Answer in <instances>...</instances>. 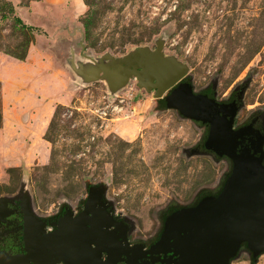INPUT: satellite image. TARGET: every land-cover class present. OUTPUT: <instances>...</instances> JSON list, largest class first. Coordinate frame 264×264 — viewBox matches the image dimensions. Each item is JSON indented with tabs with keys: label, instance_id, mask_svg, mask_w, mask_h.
I'll return each instance as SVG.
<instances>
[{
	"label": "rangeland",
	"instance_id": "rangeland-1",
	"mask_svg": "<svg viewBox=\"0 0 264 264\" xmlns=\"http://www.w3.org/2000/svg\"><path fill=\"white\" fill-rule=\"evenodd\" d=\"M159 41L194 93L239 96L236 126L264 130V0H0V205L25 198L51 228L98 188L148 246L169 211L220 191L232 163L205 149L207 124L165 106L171 89L111 91L81 74ZM230 264L264 252L243 245Z\"/></svg>",
	"mask_w": 264,
	"mask_h": 264
},
{
	"label": "water",
	"instance_id": "water-1",
	"mask_svg": "<svg viewBox=\"0 0 264 264\" xmlns=\"http://www.w3.org/2000/svg\"><path fill=\"white\" fill-rule=\"evenodd\" d=\"M162 48L159 41L154 49L139 47L119 58L106 55L81 74L87 82L104 80L111 91L131 79L156 98L171 89L165 106L208 124L205 149L232 163L220 191L170 212L148 248L129 243V225L108 210L98 188L89 192L80 212L68 211L50 224L53 229L33 215L24 198L23 252L0 254V264H230L243 244L253 257L264 252V134L252 124L233 129L236 104L227 109L194 93L182 82L186 64ZM245 136L249 144L241 145ZM4 213L2 207L1 220Z\"/></svg>",
	"mask_w": 264,
	"mask_h": 264
},
{
	"label": "flooded vegetation",
	"instance_id": "flooded-vegetation-1",
	"mask_svg": "<svg viewBox=\"0 0 264 264\" xmlns=\"http://www.w3.org/2000/svg\"><path fill=\"white\" fill-rule=\"evenodd\" d=\"M182 82H183V80H182ZM239 98H240L239 96H235V97L231 98L228 102H218V103L228 105L227 109L231 108L233 106V104H236V106L239 109V106H240ZM235 118H234L233 129H239L241 127L252 124V127L254 129L259 130V131H261V133L264 134L263 128L260 126V124L255 119L250 120V121H248V122H246L240 126H236ZM207 126L209 128L208 124H207ZM249 137L245 136L241 145L249 144V139H248ZM2 207H4L5 213L2 216L3 220L0 219V254H9L10 255V254L22 253L23 252V245H24V242H23V232H24L23 228L24 227H23V218H22V212L20 211V206L19 205L15 206L12 204H10V205L1 204L0 205V211H1ZM116 219L119 220L118 218H116ZM119 221H121V220H119ZM122 222H124V221H122ZM52 223H54V222H52V221L49 222V225ZM53 228L54 227L51 226V229H53ZM159 235L157 236V238L159 237ZM127 238H128V234H127ZM156 239L154 241H156ZM128 241H129V239H128ZM130 244L133 245L135 243H130ZM151 244H149L148 246H144V247L148 248ZM119 264H124V262H120ZM157 264H159V263H157Z\"/></svg>",
	"mask_w": 264,
	"mask_h": 264
},
{
	"label": "trees",
	"instance_id": "trees-1",
	"mask_svg": "<svg viewBox=\"0 0 264 264\" xmlns=\"http://www.w3.org/2000/svg\"><path fill=\"white\" fill-rule=\"evenodd\" d=\"M15 20H16V22H18L19 24H22V22H21V20H20L19 18H16ZM22 25H23V24H22ZM23 58H24V57H19L18 59H23ZM183 82H184V81H183ZM204 94L208 95L207 93H204ZM208 96H209L210 98H212L211 95H208ZM207 129H208V127H207ZM206 138H207V136H206ZM206 138H205V140H206ZM230 172H231V169H230L228 175L230 174ZM217 193H218V192H217ZM217 193H215V194H217ZM199 198H200V197H199ZM199 198H198V199H199ZM197 201H198V200H197ZM197 201H196V202H197ZM196 202H195L194 204H196ZM194 204H193V205H194ZM178 209H181V208H174V209H172L171 211H169L167 214H169V213L172 212V211L178 210ZM118 219H119V218H118ZM119 220L123 221L122 219H119ZM243 245L246 246V244H243ZM243 245H242V246H243Z\"/></svg>",
	"mask_w": 264,
	"mask_h": 264
}]
</instances>
